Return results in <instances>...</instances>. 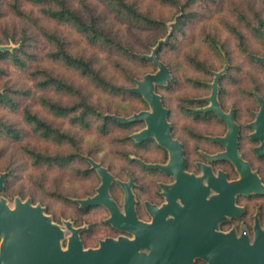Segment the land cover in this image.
<instances>
[{"label":"rangeland","instance_id":"374dc122","mask_svg":"<svg viewBox=\"0 0 264 264\" xmlns=\"http://www.w3.org/2000/svg\"><path fill=\"white\" fill-rule=\"evenodd\" d=\"M11 1L0 0V45L5 46L6 49L17 47L19 44L12 41L10 36L19 37L25 29L38 37L36 46L32 47L38 57L29 61L27 68L17 67L9 59L0 60V91L5 86L12 85L13 87H29L33 92L28 96L15 95L20 105L18 109H12L0 103V119L13 124L21 132L18 137L0 134V173H9L6 187L0 193V197L6 198L7 206L12 209L15 207L16 198H22L24 201L30 199L47 208L48 213L45 209L46 213L59 222L65 230V237L61 242L63 249L67 248L68 239L72 234L67 227V222H70L75 228H80V231L91 226L94 231L85 233L87 244L90 247H98L100 241L110 234L107 229L108 225L105 224L107 222L111 226L107 221L109 209L104 205L93 206L94 211L104 210L105 212L82 217L79 215L77 205L71 204L68 200V197L75 200L87 199L98 193V187L103 179L93 166V162H97L93 157L97 159L99 157L107 171H111L110 194L114 193L115 197H120L121 194L122 198L123 189L120 181L127 182L129 172L132 170L140 177V183L143 185L148 176L147 171L150 170L146 166L141 167L134 163L132 155L135 154L140 156V159L150 161L160 158V154L151 151L150 148L154 146L153 142L143 143L134 137V134L140 132L144 127L143 122L134 120L135 123L128 127L110 122L106 126V130H102L100 126L103 121L102 116L94 115L91 117L89 125H81L73 121V114L69 116L55 115L42 105L41 96L63 104H70L75 100V97L53 88H40L35 85L29 72L36 67H45L76 85L82 86L89 92L87 94L93 103L103 111H107V114H117L127 118L140 111L151 110L150 104L140 93L141 97L131 95L129 92L114 95L98 89L76 70L59 61L50 60L45 55L50 48L49 44L40 37L38 29L29 20L21 18L13 12L10 6ZM69 1L73 7H80V0ZM87 1L103 15L106 25L116 31L121 40L130 45L140 57L151 58L153 51L159 46L157 43L166 41L167 34L171 30L170 26L175 22L176 9L156 0L132 1L160 18L168 25V28L163 25L161 27L130 25L117 17L103 0ZM21 5L33 17H37L40 24L52 31L65 34L69 40V48L73 52L85 56H89L93 52L99 54L105 74L108 77H113L115 74L114 77L118 84H125L126 87L136 85L135 87H137L138 81L144 79L145 73H155L159 69L150 60L143 62L139 59H130L119 52L102 51L98 46L88 43L69 25L43 15L40 5L32 4L27 0H21ZM192 9L196 12L195 16L176 31V37L173 38L175 46L168 45L159 52V57L164 62L173 66L181 65L177 67L176 76L172 78L170 88L167 85L164 86L166 82L158 85L161 86L159 93L164 96L166 104L172 108V119L177 123L179 109L196 107L195 105L201 101L200 97L210 94V84L217 73H221L219 77L222 76V80L219 85L223 87L222 90L228 100L238 96L237 91L239 90L235 86L238 85L241 80L239 78L242 76L260 77V79L262 76L264 77V62L261 60L264 58V0H198L192 5ZM234 29L243 34V49L238 44V36ZM207 36H211L215 40L210 42L209 38H206ZM188 55H195L198 59L212 65L214 74L210 75L208 72L199 70L196 65L190 62ZM188 98L193 99L190 101L187 100ZM117 103L120 105L118 106ZM25 104L30 105L52 124L72 133L80 145V155L65 166L34 164L28 154L24 152L23 146L26 144L48 154L75 152L76 148L70 144L56 143L40 133H36L23 119L21 107ZM94 145L101 146L100 149L97 147L99 150L97 153ZM248 196H240L239 202L248 204L251 212L258 207V204H256V199H249ZM258 201L264 203V198H260ZM74 220L81 225L76 227ZM141 250L148 252L147 248ZM206 264L208 263L206 262Z\"/></svg>","mask_w":264,"mask_h":264},{"label":"water","instance_id":"95a60500","mask_svg":"<svg viewBox=\"0 0 264 264\" xmlns=\"http://www.w3.org/2000/svg\"><path fill=\"white\" fill-rule=\"evenodd\" d=\"M5 49V46L0 45V51ZM155 52L156 50L151 58L159 69L155 73L146 74L143 80L138 81V86L133 88L148 101L151 110L118 119L123 122L145 119L147 127L134 134V137L137 140L154 137L160 145L168 147L174 153L170 165L151 166L172 171L181 180L189 176L183 171L184 157L179 143L171 137V126L166 118L168 109L156 92V86L164 84L170 73L166 65L156 58ZM261 60L264 62V58ZM220 74H216L212 95L208 97L211 104L203 110H214L230 125L228 152L217 156H234L233 162L242 176L240 180L230 183L222 180L221 186L214 185L220 189L221 194L212 196L210 201H204L203 194L186 200L189 203L187 213L171 196L178 193L180 184L176 182L167 190L170 195L169 203L161 208L150 207L154 218L151 223H146L136 217L130 183H123L126 190V215H123L109 193L112 175L105 167L93 162L103 180L98 193L80 200L81 204L90 207L106 206L111 213L107 221L115 227L133 232L135 237H106L98 247L85 248L80 239V228L67 222L72 234L67 248L63 249L61 242L65 237V230L53 221L42 205L33 204L30 199L24 201L16 198L12 209L7 206L6 198L0 197V264H194L195 258L203 259L208 264H264V227L258 221L254 227L253 240L245 229L240 236L234 229L228 232L217 230L218 222L224 219L225 213L237 214L242 210L235 205L237 194H264V184L238 153V126L232 118V112L226 114L218 105L216 95ZM261 104V111L257 113V120L252 125L257 129L253 136L263 139L257 150L264 153V101ZM4 180L5 174H1L0 189ZM198 181L195 182L200 187ZM167 213H172L175 217L165 219ZM142 248H147L148 252L142 251Z\"/></svg>","mask_w":264,"mask_h":264},{"label":"trees","instance_id":"16d2710c","mask_svg":"<svg viewBox=\"0 0 264 264\" xmlns=\"http://www.w3.org/2000/svg\"><path fill=\"white\" fill-rule=\"evenodd\" d=\"M32 4L40 5L42 14L48 18H51L57 22L65 23L74 29L77 33L82 35L88 43L91 45L98 46L102 51L105 52H119L130 59H139L143 62L154 60L149 57H140L130 45L126 44L121 40L116 31H113L111 27L106 25L104 22L103 15L97 12L87 0H80V7H73L69 0H27ZM106 5L112 10V12L122 19L123 21L129 23L130 25H144L149 27H161L162 25L165 28H168V25L164 23L160 18L154 16L148 10L142 9L137 3L132 0H103ZM163 5H168L174 7L175 10V22L170 26L171 30L167 34L166 41H159L158 48L156 49V58L162 61L166 67L169 69L170 77L165 83L168 88L172 85V78L176 76L177 66L168 64L160 59L159 52L166 46H175L173 38L176 37V31L180 30L183 25L191 21L195 16V11L192 9V5L198 0H156ZM11 9L13 12L20 16L21 18L29 20L39 31L40 37L43 38L49 44V50L46 52V56L50 60L59 61L76 70L82 77L87 79V81L93 84L98 89L104 90L111 94H123L129 92L131 95L136 97H141V95L133 90L136 86L126 87L125 84H118L115 79V74L113 77H108L104 72V65L100 55L96 52L85 56L84 54L75 53L69 48V40L65 34H62L57 31H52L48 27L40 24L37 17H33L29 11L24 9L21 5V0H12L10 2ZM236 36H238V44L241 49L244 46L243 34L234 29ZM210 42L215 40L211 36H207ZM10 39L15 43L19 44L17 47L12 49H5L0 51V60H11L14 65L21 68H27L28 62L37 59V53L32 50V47L36 46L38 37L27 32L25 29L22 31L19 37L13 35L10 36ZM190 62L193 65H196L199 70L203 72H208L211 74L214 70L212 65L206 63L202 59H198L195 55H188ZM157 66V65H156ZM158 70V69H157ZM156 70V71H157ZM151 73V72H148ZM148 73H145L148 74ZM30 76L33 79L35 85L39 86L42 89L53 88L57 91L68 93L75 97V100L70 104H63L59 101L53 100L51 98L41 96L40 101L44 107L49 111L58 116H69L73 114V121L81 125H89L91 117L96 115L97 117L102 116L103 121L100 123L102 130H106V126L110 122L118 123L122 126H130L135 121L122 122L118 117H122L117 114H107L108 112L103 111L98 105L93 103L90 99L87 89H84L82 86L76 85L75 83L65 79L64 77L53 73L51 70L45 67H36L29 72ZM144 75V76H145ZM224 75V74H222ZM143 76V78H144ZM222 77V76H221ZM136 80V79H135ZM135 83V81H134ZM84 90H83V89ZM161 86H156V91L159 93ZM33 92L29 87H13L5 86L2 91H0V103L5 106L18 109L20 108L19 101L16 100L15 95H32ZM162 104L169 110L171 116L173 115V110L170 108L164 99V96L160 94ZM193 98H188L187 100H192ZM208 103L207 101H200L199 104L195 105L196 107H204ZM119 106L120 104L117 103ZM22 115L24 121L29 124L36 133H40L45 138L53 140L56 143L61 144H70L76 148L75 152H56L52 154L43 153L36 150L33 147H29L27 144L23 146L24 152L32 159L34 164H48L65 166L70 164L78 155H80V145L76 141L74 135L67 130L62 129L60 126L52 124L39 113H37L30 105L25 104L21 107ZM211 111L201 112L202 114H209ZM125 117V116H123ZM20 130L11 123H8L0 119V134H6L11 137H18L20 135ZM96 146V153L98 148L101 146ZM98 147V148H97ZM97 162L101 163L100 165L106 167L101 159L93 157ZM109 170V169H108ZM109 172V171H108ZM111 172V171H110ZM109 172V173H110ZM5 173V172H2ZM0 173V175L2 174ZM8 174L5 173V180L3 182V187L0 189V193L4 191L6 187V182L8 179ZM111 174V173H110ZM112 193V189H111ZM94 194V193H92ZM91 194V195H92ZM95 193L94 195H96ZM93 195V196H94ZM112 196L115 198V194L112 193ZM92 197V196H91ZM255 197V198H254ZM69 201L73 205H77V210H79V215L82 217H87L89 214H97L105 212L104 210L94 211V207L89 205H82L79 200L72 199L68 197ZM89 198V197H88ZM249 199H256L261 210L260 222L264 224V203L260 202V198H264V194H252L248 196ZM22 199V198H21ZM83 199V198H81ZM86 199V198H84ZM31 202L34 203L32 200ZM42 205V204H40ZM250 210L248 204H245ZM43 206V205H42ZM44 207V206H43ZM47 213L48 210L45 208ZM104 209V208H103ZM94 211V212H93ZM93 212V213H92ZM109 216V215H108ZM53 218V217H52ZM54 220V218H53ZM55 221V220H54ZM59 224V222L55 221ZM107 224V229L109 233L107 236L116 235L117 232L113 230V227ZM74 225L79 227L81 223L74 220ZM249 230L252 233V225H249ZM229 229V226H228ZM93 232L94 229L90 226L88 229H83L79 231L80 239L85 248H89L90 245L87 244V238L85 237L86 232ZM1 239V238H0ZM195 264H206L203 260H196Z\"/></svg>","mask_w":264,"mask_h":264},{"label":"flooded vegetation","instance_id":"af4514ba","mask_svg":"<svg viewBox=\"0 0 264 264\" xmlns=\"http://www.w3.org/2000/svg\"><path fill=\"white\" fill-rule=\"evenodd\" d=\"M219 79L217 80L216 99L219 107L224 113L229 114L232 112V118L238 126L236 135L238 153L242 160L249 164L250 170L255 173L264 184V153H259L257 150V148L262 145L263 139L253 136L257 129L252 125L257 120V113L261 111V101H264V77L262 76L261 79L260 77L249 76H242L239 78L241 80L238 85L235 86V88L239 90L237 91L238 96L235 95L236 97L232 100H228V98L225 97L222 90L223 87L219 85L222 77H219ZM255 80L259 82L257 83ZM214 81L215 79L212 84H210V94L199 98L201 101H207L208 104L206 106L188 107L184 108V110L179 109L178 123L177 121H173L172 116L171 120L169 119V110L166 116L171 126V137L179 143L182 150V155L184 157L183 171L189 176L179 180L172 171L151 166L168 165L171 160L170 149L160 145L154 137L139 140L143 143L148 141L153 142L154 146L150 149H152V152H159L160 158L145 161L143 158L140 159L138 155H132L131 158H134V163L139 164L141 167L146 166L150 168V170L147 171L148 176L143 185L140 183V177L136 175V172L131 170L127 182L120 181V185L123 189L122 198L121 194L120 197L115 198L110 194L123 215H126V190L123 183H130V189L134 198L133 207L138 220L151 223L154 216L150 207L155 206L161 208L163 205L168 204L170 195L167 193V190L171 189L172 185L176 182L180 184L178 193L171 196H174V202L187 213L189 212V208L187 207L188 202L186 200L193 198L195 195L203 194L202 199L204 201H210L212 196L221 194L220 189L214 185L221 186L222 180L224 183H230L241 179V172L230 158L231 156H217L228 152V133L230 131V125L226 120L220 118L214 110H203V108L211 104L208 97L212 95ZM229 95L231 96V93ZM207 111L211 112L209 114L201 113ZM135 121L145 124L142 130L147 127L145 119ZM197 179L200 180L198 181ZM195 181L199 182L200 187ZM242 195L244 194H237L235 198V205L242 208V210L237 214L225 213L224 219L218 222L217 230L228 232L234 229L236 234L240 236L243 229H245L251 240H253L256 222L258 221L260 226L264 227V224L260 222L261 210L258 205L256 209L250 212L247 205L239 202V198ZM110 216L111 213L109 211L107 219ZM174 217L172 213H167L165 215V219ZM250 224L252 225V233L248 228ZM111 226L117 234L108 237L118 238L119 236H127L132 239L135 237L133 232L115 227L112 224ZM142 249L144 250L145 248ZM196 259L197 258H195L194 261Z\"/></svg>","mask_w":264,"mask_h":264},{"label":"bare ground","instance_id":"6f19581e","mask_svg":"<svg viewBox=\"0 0 264 264\" xmlns=\"http://www.w3.org/2000/svg\"><path fill=\"white\" fill-rule=\"evenodd\" d=\"M158 138V137H157ZM170 152H171V157H172V155L174 154L173 152H172V150L170 149ZM231 155H229V157H230ZM233 157L234 156H231L230 158L233 160ZM171 161H172V158H171V160H170V163H171ZM170 163L168 164V165H170Z\"/></svg>","mask_w":264,"mask_h":264}]
</instances>
